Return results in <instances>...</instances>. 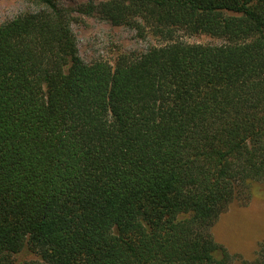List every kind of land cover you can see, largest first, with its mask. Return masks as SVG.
<instances>
[{"label": "trees", "instance_id": "obj_1", "mask_svg": "<svg viewBox=\"0 0 264 264\" xmlns=\"http://www.w3.org/2000/svg\"><path fill=\"white\" fill-rule=\"evenodd\" d=\"M25 1L0 24V264H231L210 230L264 185V0ZM75 14L160 45L85 63Z\"/></svg>", "mask_w": 264, "mask_h": 264}, {"label": "rangeland", "instance_id": "obj_2", "mask_svg": "<svg viewBox=\"0 0 264 264\" xmlns=\"http://www.w3.org/2000/svg\"><path fill=\"white\" fill-rule=\"evenodd\" d=\"M88 0H60L64 6L75 8ZM103 0H95L99 3ZM32 7L25 0H0V24ZM72 30L80 57L85 63L105 61L113 65L121 54H141L159 40L122 26H113L98 16L75 14ZM189 44L219 45L218 39L205 36H184ZM264 190V185L260 186ZM254 193L247 201H235L220 215L211 228L213 239L232 257L231 264L252 262L261 246L264 249V193ZM36 257L27 250L16 255L12 264H25Z\"/></svg>", "mask_w": 264, "mask_h": 264}]
</instances>
